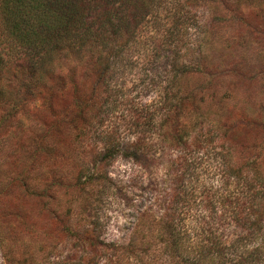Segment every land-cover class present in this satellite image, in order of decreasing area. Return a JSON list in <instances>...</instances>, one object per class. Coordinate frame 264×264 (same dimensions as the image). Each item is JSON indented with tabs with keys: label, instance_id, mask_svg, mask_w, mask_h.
I'll use <instances>...</instances> for the list:
<instances>
[{
	"label": "trees",
	"instance_id": "obj_1",
	"mask_svg": "<svg viewBox=\"0 0 264 264\" xmlns=\"http://www.w3.org/2000/svg\"><path fill=\"white\" fill-rule=\"evenodd\" d=\"M200 1L175 0L181 7L172 10L169 0H0V120L7 129L20 108L36 103L39 111L52 114L46 128L29 139L36 146L33 156L52 155L58 149L55 159L70 162L66 174L87 183L88 174L77 172L85 164L81 159L79 165L76 151H83L91 134L100 136L96 153L104 162L124 155L149 172L153 166L149 163L157 159L153 146L158 144L149 128L154 127L153 134L156 128L160 131L165 150L178 152L176 160H168L170 188L161 189L158 203L163 211L154 212L152 203L137 214L136 233L121 247L124 264H264V158L251 155L232 163L233 135H221L228 144H222L225 148L216 158L217 182L198 183L200 172L217 152L212 153L206 141L211 127L200 126L191 134V124L183 120L197 113L205 100L183 92L181 80L197 74L201 62L188 64L179 59V52L182 39L189 35L183 20L188 10L182 6ZM204 1L221 6L262 2ZM221 18L213 16L212 23ZM234 18L246 19L240 13ZM148 24L150 33L144 31ZM233 65L228 71H234ZM136 74L149 76V87L155 89L161 106L149 109L130 92L119 94L130 79L133 88L143 86L139 81L144 78ZM232 77L256 79L239 71ZM66 86L71 99L62 106ZM211 90L206 100L218 92ZM194 101L196 106H191ZM117 105H123L122 119L104 128L106 107L113 113ZM250 120L264 127L263 119ZM123 130L133 131V139L126 141ZM62 175L57 189L65 190ZM104 181H109L107 176ZM231 182L235 190L223 192ZM61 222L67 224L63 217Z\"/></svg>",
	"mask_w": 264,
	"mask_h": 264
},
{
	"label": "rangeland",
	"instance_id": "obj_2",
	"mask_svg": "<svg viewBox=\"0 0 264 264\" xmlns=\"http://www.w3.org/2000/svg\"><path fill=\"white\" fill-rule=\"evenodd\" d=\"M169 1L172 10L176 6L180 9L175 0ZM182 8L188 10L183 20L189 35L180 43L179 59L188 64L200 61L201 69L182 79L181 87L188 97L192 94L196 100L200 97L205 100L197 105L201 107L197 113L187 114L183 120L191 124V134L200 126L212 128L206 141L210 151L217 154L213 153L205 164L198 183L214 186L216 158L228 144L227 140L220 139L221 135H233L232 163H240L251 155L264 158V143H261L264 127L248 121V118L264 120V0L258 5L229 2L224 6L201 0ZM237 13L244 15L245 22L236 21ZM215 15L222 18L212 23ZM151 30L148 24L144 31ZM231 63H234L233 72L228 71ZM76 68L80 66L76 64ZM238 71L242 75H255L256 79L233 78L232 73ZM258 75L263 77L257 79ZM136 76L144 78V82L139 81L143 86L133 88L134 82L130 79L119 94L130 92L149 109L161 106L155 89L149 87V76ZM212 88L218 92L214 99L206 100ZM70 99L66 86L59 104L64 106ZM190 104L196 106L197 102ZM122 107L117 105L113 113L106 107L104 128L122 119ZM38 108L39 103L20 108L7 129L0 120V264H124L121 247L136 233L137 214L152 203L154 212L163 211L158 203L161 189L170 188L167 174L172 165L169 167L168 160H176L178 152L165 150L164 142L158 139L160 131L156 128L153 134L154 127L149 128L148 133L158 143L153 146L157 159L149 163L153 165L149 172L144 164L140 166L124 155L104 162L96 153L100 149L97 143L100 136L91 134L84 141L83 151H76L79 165L83 159L85 166L80 170L75 168L77 172L87 173L90 182L78 183L75 176L66 174L65 165L70 162L55 159L58 149L52 155L38 152L37 157L33 156L32 149L36 146L29 139L46 128V121L52 115H45ZM50 130L54 132V125ZM121 134L126 141L134 137L129 130ZM56 171L64 176L63 182L68 187L65 190L57 189L60 176ZM105 176L108 182L104 181ZM26 186L32 190L28 191ZM227 190L228 193L235 190L232 182L223 192ZM62 217L67 224L62 225Z\"/></svg>",
	"mask_w": 264,
	"mask_h": 264
}]
</instances>
